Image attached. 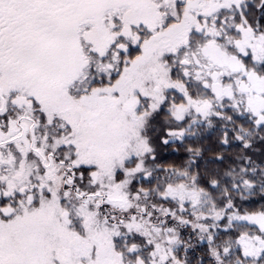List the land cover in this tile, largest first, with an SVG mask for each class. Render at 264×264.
I'll list each match as a JSON object with an SVG mask.
<instances>
[{"label":"snow or ice","instance_id":"6c2138e0","mask_svg":"<svg viewBox=\"0 0 264 264\" xmlns=\"http://www.w3.org/2000/svg\"><path fill=\"white\" fill-rule=\"evenodd\" d=\"M0 264H264V0H0Z\"/></svg>","mask_w":264,"mask_h":264},{"label":"trees","instance_id":"16d2710c","mask_svg":"<svg viewBox=\"0 0 264 264\" xmlns=\"http://www.w3.org/2000/svg\"><path fill=\"white\" fill-rule=\"evenodd\" d=\"M204 143L205 147L210 150L204 152L203 160H209L215 155L216 151L218 150L214 144V136H210ZM181 154V159H186V155L183 152Z\"/></svg>","mask_w":264,"mask_h":264},{"label":"flooded vegetation","instance_id":"af4514ba","mask_svg":"<svg viewBox=\"0 0 264 264\" xmlns=\"http://www.w3.org/2000/svg\"><path fill=\"white\" fill-rule=\"evenodd\" d=\"M181 153H182V152H181ZM181 153L178 154L180 158H181V156H182ZM169 158H172V160H176L178 163L181 162V161H180L181 159H177V156H175V155L167 156V159H169ZM183 160H184V159H183ZM183 160H182V162H183Z\"/></svg>","mask_w":264,"mask_h":264},{"label":"rangeland","instance_id":"374dc122","mask_svg":"<svg viewBox=\"0 0 264 264\" xmlns=\"http://www.w3.org/2000/svg\"><path fill=\"white\" fill-rule=\"evenodd\" d=\"M167 160L170 162L172 160V158H169ZM180 161L182 162V159ZM203 162H204V160L201 161V163H203Z\"/></svg>","mask_w":264,"mask_h":264}]
</instances>
